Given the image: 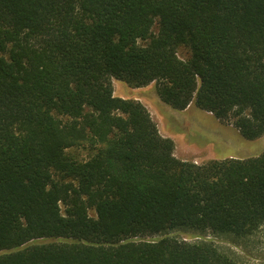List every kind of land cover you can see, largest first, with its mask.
Returning a JSON list of instances; mask_svg holds the SVG:
<instances>
[{
  "label": "trees",
  "instance_id": "16d2710c",
  "mask_svg": "<svg viewBox=\"0 0 264 264\" xmlns=\"http://www.w3.org/2000/svg\"><path fill=\"white\" fill-rule=\"evenodd\" d=\"M112 79L264 136V0H0V264H248L205 236L264 227V150L179 159Z\"/></svg>",
  "mask_w": 264,
  "mask_h": 264
},
{
  "label": "rangeland",
  "instance_id": "374dc122",
  "mask_svg": "<svg viewBox=\"0 0 264 264\" xmlns=\"http://www.w3.org/2000/svg\"><path fill=\"white\" fill-rule=\"evenodd\" d=\"M156 31L155 24L153 32ZM177 55L187 59L189 52L179 47ZM112 85L115 96L139 100L148 109L159 133L173 140L174 154L179 159L203 163L227 156H255L264 150V136L246 140L230 123L215 120L210 112H203L191 105L181 113H175L157 98L154 82L132 88L122 81L112 79ZM101 149V145L82 142L70 145L65 151L69 157L82 161L91 158ZM90 213L93 214V211ZM172 234L186 240L196 239L192 232L176 230ZM205 237L248 264H264V227L246 243L236 242L228 235L209 234Z\"/></svg>",
  "mask_w": 264,
  "mask_h": 264
}]
</instances>
